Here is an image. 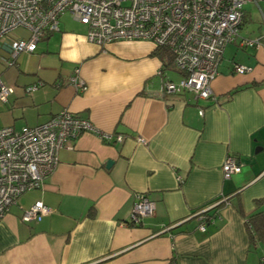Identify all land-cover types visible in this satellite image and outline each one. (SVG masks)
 Instances as JSON below:
<instances>
[{
    "label": "crops",
    "instance_id": "obj_1",
    "mask_svg": "<svg viewBox=\"0 0 264 264\" xmlns=\"http://www.w3.org/2000/svg\"><path fill=\"white\" fill-rule=\"evenodd\" d=\"M65 14L33 52L16 56L15 67L7 64L9 40L27 31L0 39V72L12 87L0 101V127L38 125L68 108L122 140L85 131L58 151L41 187L23 192L0 219V264H264V242H251L245 223L264 199V40L240 41L250 37L242 34L250 12L223 49L207 98L162 91V77L180 74L164 67L150 41L99 46ZM252 32L264 33L262 17ZM235 63L249 69L236 72ZM75 68L82 91L69 83ZM227 155L240 163L230 178L221 168ZM136 193L154 202L138 223L130 220ZM35 200L51 211L23 221ZM220 202L206 221L204 212Z\"/></svg>",
    "mask_w": 264,
    "mask_h": 264
},
{
    "label": "built area",
    "instance_id": "obj_2",
    "mask_svg": "<svg viewBox=\"0 0 264 264\" xmlns=\"http://www.w3.org/2000/svg\"><path fill=\"white\" fill-rule=\"evenodd\" d=\"M264 0H0V39L15 29H24L27 36L9 40L8 65L15 62L21 52H33L44 32L58 30L59 17L68 12L71 17L86 25V39L99 46L116 40H147L155 48H163L172 56V68L180 74L177 81L161 79V90L168 92L192 91L196 97L212 96L210 82L217 75L218 64L225 46L240 35L245 16L244 5L259 6ZM244 46H258L264 33L256 38L241 37ZM249 68L234 64V71ZM164 67L158 71L164 74ZM69 83L82 91L85 81L78 69L69 77ZM40 83L26 86L27 91ZM12 87L0 79V101L5 102ZM202 113V110H199ZM88 131L102 140L121 141L101 133L86 117L63 108L46 121L24 125L19 130L12 126L0 127V219L19 196L41 187L44 178L57 165L58 151L68 147L70 141ZM145 142L144 139L139 138ZM223 175L230 178L240 171V163L227 155L221 165ZM154 202L143 193L134 195L130 220L138 223L151 214ZM51 208L35 200L24 209L23 221H39ZM205 222L200 223L204 229Z\"/></svg>",
    "mask_w": 264,
    "mask_h": 264
},
{
    "label": "trees",
    "instance_id": "obj_3",
    "mask_svg": "<svg viewBox=\"0 0 264 264\" xmlns=\"http://www.w3.org/2000/svg\"><path fill=\"white\" fill-rule=\"evenodd\" d=\"M246 16V15H245ZM244 16V17H245ZM153 53L161 59L162 64L166 69H172V56L170 53H168L165 49L161 47L155 48ZM239 88H235L231 93H234L238 90ZM220 198V197H218ZM216 198V200L218 199ZM256 208L248 213L245 218V223H246V229L249 234L250 241L253 242L254 240H261L264 242V209L259 208V204L264 202V199H256ZM224 203V202H222ZM221 206V202L215 204L211 208V214L208 213V211L204 212L205 220L209 221L211 218L215 217L218 215V208ZM201 215V214H199ZM203 219V221L205 222Z\"/></svg>",
    "mask_w": 264,
    "mask_h": 264
},
{
    "label": "rangeland",
    "instance_id": "obj_4",
    "mask_svg": "<svg viewBox=\"0 0 264 264\" xmlns=\"http://www.w3.org/2000/svg\"><path fill=\"white\" fill-rule=\"evenodd\" d=\"M260 4L262 7H264V1L260 2ZM244 8L246 11L250 12V21L247 22L245 29L242 30V34L245 36H250L253 38L254 36H256V34H255V32H252V30L256 31V29L258 28L260 21H261V14H260V11L258 10V8L256 7V5L253 3H246L244 5ZM65 13L66 14L63 16H64V19H66L68 21V23H73V24L80 23V22L74 20L68 12H65ZM9 67H15V64H12L11 66L9 65L8 68ZM3 77H4L3 72L2 73L0 72V79L2 81L4 80Z\"/></svg>",
    "mask_w": 264,
    "mask_h": 264
},
{
    "label": "water",
    "instance_id": "obj_5",
    "mask_svg": "<svg viewBox=\"0 0 264 264\" xmlns=\"http://www.w3.org/2000/svg\"><path fill=\"white\" fill-rule=\"evenodd\" d=\"M108 164H110V161H108Z\"/></svg>",
    "mask_w": 264,
    "mask_h": 264
}]
</instances>
